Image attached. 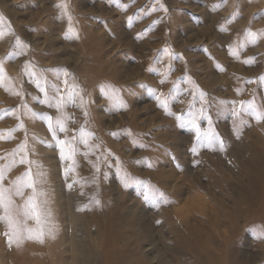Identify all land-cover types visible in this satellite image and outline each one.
<instances>
[{
	"label": "rangeland",
	"instance_id": "1",
	"mask_svg": "<svg viewBox=\"0 0 264 264\" xmlns=\"http://www.w3.org/2000/svg\"><path fill=\"white\" fill-rule=\"evenodd\" d=\"M0 17V61L20 93L0 86L9 113L0 112V133L15 129L0 138V156L26 141L36 162L13 167L4 184L29 167L44 172L36 179L45 233L10 246L0 223V264H264V120L244 110L264 109V0H0ZM248 30L257 43H247ZM16 37L28 47L12 57ZM26 68L61 88V139L94 134L95 147L76 144L67 177L70 162L23 104L61 113L33 100L43 93ZM73 87L83 102H68ZM201 108V132L223 150L180 126Z\"/></svg>",
	"mask_w": 264,
	"mask_h": 264
},
{
	"label": "snow or ice",
	"instance_id": "2",
	"mask_svg": "<svg viewBox=\"0 0 264 264\" xmlns=\"http://www.w3.org/2000/svg\"><path fill=\"white\" fill-rule=\"evenodd\" d=\"M62 7H66V5H61ZM215 7H219L216 5ZM8 25L4 21L2 17H0V38H3L7 33L4 31V28H7ZM260 34L257 32L248 30L245 40L249 44H255L260 39ZM246 45H238L237 48L245 47ZM28 47L19 37L15 39V50L10 53V56L15 57L17 55H23L25 49ZM237 52H233V55H236ZM251 63L252 61H246ZM27 75L32 78V82L35 84L36 88L39 89L40 93H43V99L39 95L34 96L33 100L39 101L40 103L47 104L51 108H55L60 111L61 115L56 116L55 118L46 113H37L32 109L28 108L27 102H24L23 107L27 109L26 114H30L32 118H38L39 120L45 122L49 131L51 132L52 137L55 138V145L59 148L60 158L66 162H70L67 167L64 169L65 176L67 177L71 172L75 170L74 165L76 163L75 156L78 152L76 144L83 143L88 145L89 148H93L95 146L89 144V138L94 134L91 132H86L83 128L79 129L78 136L68 137L65 136L63 139L60 138V133H65L68 131L66 120L64 119L62 113L65 107L66 101L65 97L61 95V88L58 84L52 83L50 84L47 77L38 75L34 70L25 69ZM63 75L67 76V72L58 73V78ZM6 81L8 83L6 84ZM11 78L7 77L3 70V61H0V86H5L6 90H13L14 86L11 84ZM67 85V80L64 81ZM14 94L20 95L18 91H14ZM203 97V93L200 94ZM77 98L83 102V97L79 95L76 91L75 87H73L72 92L69 94L68 102L73 104L76 103ZM160 106L162 108H168V101L166 99H162L161 96L156 95L155 97ZM233 104L235 102L233 101ZM241 109L244 108V102L240 103ZM248 111L251 115H254L258 120H264V109L257 108L255 105L249 103L248 108L244 109ZM14 113V110H11ZM233 116H238L239 111L235 108L230 110ZM0 112H4L5 114H9L6 110H0ZM170 115H174V113L169 112ZM85 116L88 113L85 111ZM191 119L186 122L181 123V127L190 126L196 132V138L198 145L203 141H207V145L209 146H219L222 150L224 148V142L220 140L217 136L202 133L199 124L197 123L198 118L205 115L204 110L201 108L195 114H190ZM181 120L183 118L181 117ZM210 120V118H209ZM20 128L24 127L23 121H21ZM13 130H8L7 137L3 136L0 133V138L12 139ZM27 142L20 144L16 150L10 154V158L5 156H0V160L8 159L7 164H0V223H4L8 228V231L3 233L6 236L9 245L16 244L19 246L22 243L23 239H37L40 242H43L44 230H43V221L42 214L39 209V203L37 199V179L36 177H43L44 172L38 171L36 175H33L32 168L29 167L28 170L22 173L20 176L16 177L15 180L12 181V186L7 187L4 184V181L7 179V174L12 170L13 167L20 164L31 165L36 163L32 161L27 156ZM193 152L197 151L196 147H193ZM88 153H84L87 155ZM37 167H42V165H37ZM122 179L126 177L122 176ZM128 184L125 182V187ZM71 187V185H69ZM31 189L33 195L28 196L22 205H16L14 197H24L25 190ZM42 194V193H40ZM159 197H163V193H159ZM96 204H99V201H95ZM29 221H34L36 228L29 226ZM48 234L52 235V229H48ZM259 235L264 237V230H261Z\"/></svg>",
	"mask_w": 264,
	"mask_h": 264
},
{
	"label": "bare ground",
	"instance_id": "3",
	"mask_svg": "<svg viewBox=\"0 0 264 264\" xmlns=\"http://www.w3.org/2000/svg\"><path fill=\"white\" fill-rule=\"evenodd\" d=\"M107 71H108V70H107ZM117 79H118V78H117ZM119 79H120V78H119ZM118 81H119V80H118ZM124 93H125V92H124ZM127 95H128V94H127ZM127 95H126V96H127ZM130 98H131V97H130ZM156 171H157V170H156ZM160 172H161V171H160ZM158 173H159V172H158ZM156 175H157V174H156ZM156 175H155V176H156ZM161 175H162V173H161ZM163 177H164V176H163ZM55 178H56V177H55ZM89 180H90V179H89ZM152 187H153V186H152ZM240 199H241V198H240ZM58 200H59V199H57V201H58ZM59 201H60V200H59ZM57 204H58V203H57ZM59 204H60V203H59ZM62 205H63V204H62ZM63 207H64V205H63ZM59 210H60V207H59ZM166 214H167V213H166ZM166 216L168 217V215H166ZM168 218H169V217H168ZM183 221H184V220H183ZM186 221H187V220H186ZM236 222H237V221L235 220V221H234V224L238 227L239 224L236 223ZM170 224H173V223H170ZM234 224H233V226H234ZM173 225H174V224H173ZM175 230H176V229H175ZM232 231H233V230H232ZM240 234H241V233H240ZM180 235H181V234H180ZM180 235H179V236H180ZM188 235H189V234H188ZM184 237H186L185 234H184ZM190 237H191V236H190ZM184 240H185V238H184ZM190 243H191V242H190Z\"/></svg>",
	"mask_w": 264,
	"mask_h": 264
}]
</instances>
